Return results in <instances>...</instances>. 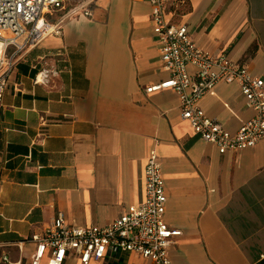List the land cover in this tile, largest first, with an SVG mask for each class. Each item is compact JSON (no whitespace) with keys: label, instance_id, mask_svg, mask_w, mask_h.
I'll use <instances>...</instances> for the list:
<instances>
[{"label":"crops","instance_id":"obj_1","mask_svg":"<svg viewBox=\"0 0 264 264\" xmlns=\"http://www.w3.org/2000/svg\"><path fill=\"white\" fill-rule=\"evenodd\" d=\"M82 2L92 15H69L61 34L19 53L9 75L0 105V260L29 264L31 234L59 213L68 224L104 226L142 202L155 152L164 219L182 231L169 249L173 264H264V138L220 153L182 118L174 90L145 91L169 77L149 0L66 8ZM165 13L205 51L264 79V0H168ZM44 70L49 81L35 83ZM199 106L230 132L255 114L236 83L220 82ZM63 264L82 263L70 255ZM89 264L153 263L128 252Z\"/></svg>","mask_w":264,"mask_h":264},{"label":"built area","instance_id":"obj_2","mask_svg":"<svg viewBox=\"0 0 264 264\" xmlns=\"http://www.w3.org/2000/svg\"><path fill=\"white\" fill-rule=\"evenodd\" d=\"M153 31L160 42L163 68L169 77L153 84L147 93L172 89L178 95L182 118L220 153L253 147L264 138V79L253 75L248 66L238 65L226 55H212L191 38L187 25L171 24L166 19L168 0H149ZM90 2L66 8V0H0V105L15 69L18 54L37 46L50 35L62 33L69 15H92ZM63 13L50 21L49 15ZM12 51L9 53V51ZM51 72L44 70L35 83H47ZM220 82L239 85L246 104L255 114L236 132H230L215 118L206 115L199 101ZM161 161L153 152L145 168V197L128 206L104 226L68 224L62 213L41 232L31 234L35 251L29 264H63L68 256L82 264L104 260L112 255L133 252L153 264H173L169 249L182 234L164 219L167 204ZM21 246V245H20ZM9 262L8 256L1 258ZM16 264V263H14Z\"/></svg>","mask_w":264,"mask_h":264},{"label":"rangeland","instance_id":"obj_3","mask_svg":"<svg viewBox=\"0 0 264 264\" xmlns=\"http://www.w3.org/2000/svg\"><path fill=\"white\" fill-rule=\"evenodd\" d=\"M73 1H74V0H66V4H67L68 6H70V4H71ZM66 7H67V6H66ZM61 13H63V12H62V11H57V12H55L52 16L49 15V16H48V19H49L50 21H54L53 18H54L55 16H57V15L60 16ZM0 264H6V263H4L3 261L0 260Z\"/></svg>","mask_w":264,"mask_h":264}]
</instances>
